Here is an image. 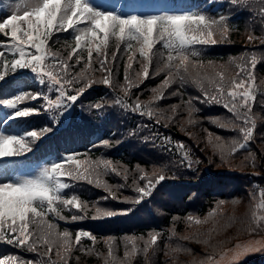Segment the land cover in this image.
Listing matches in <instances>:
<instances>
[{
    "label": "trees",
    "instance_id": "16d2710c",
    "mask_svg": "<svg viewBox=\"0 0 264 264\" xmlns=\"http://www.w3.org/2000/svg\"><path fill=\"white\" fill-rule=\"evenodd\" d=\"M176 2L190 3L184 13H199L207 17L228 18L229 34L227 39L216 35V44H196L193 50L200 53L198 58L203 61L205 69L208 62L212 61L217 67L225 65L229 75L237 71L235 64L230 63L235 58L236 63H241L239 58L248 53H254L258 63L254 71L256 81L254 87L257 92L258 102L253 108V118L257 127L254 129L255 141L251 143V151L256 159H246L248 150H240L233 157L221 159L220 153L215 151L213 144L219 143L215 136L219 135L225 140L238 137L237 132L221 129L218 123L232 118L220 104H205L193 98L202 96V92L191 83V80L181 85L179 80L164 90V97L154 100V88L161 86L167 76V70L162 68L167 57V50L161 44L154 46L156 53L148 65L149 78H143L142 65L147 61L140 56L139 47L133 42L132 49H127L126 43H120L110 38L107 48L106 67L113 70V86L109 87L101 82L107 75L98 71L99 60L104 58L103 53L93 51L91 68L85 72L86 77L96 81L90 87H85L87 80L74 84L69 91L84 87L85 90L75 103L67 110L49 109L47 102L42 98L31 99L30 95L18 102V108L35 109L29 117L18 118L15 126L5 127L4 131L20 133L37 131L39 140L28 138L29 146L33 149L24 158L28 162H39L49 159L51 163L60 161V158L69 154H78L77 159L83 161L111 160L112 165L122 173L128 170V179L123 175L117 176L108 171L103 175V167L98 169L101 173L93 179L106 182L112 189V194L103 187H96L95 183L86 181H71L64 177L65 182L71 187L65 191V196L78 194L88 205L86 212H78L74 208L65 209L62 215L66 220H59L49 214L51 222L57 224L56 232L69 230L73 239L77 231L83 230L96 237L95 243L87 237H82L81 245L90 252L77 251L75 246L69 264H105L104 256L107 254L105 241L114 243L115 255L121 260L124 256V241L129 236H143L148 238L150 231H159L162 238L159 251L152 254L151 250L145 257L142 253L133 258L132 264H198L206 253L218 256L220 251L233 246L238 241L247 238L251 233L247 231L248 221L253 219V212L262 214L264 209L258 208L261 200L259 193L264 190V44L260 37H264V23H261L259 8L264 6L259 0H249L250 9L233 5L230 0H174ZM253 35L258 39L248 40ZM72 30L56 32L48 41L46 47L56 53L58 57L67 59L72 47L75 46ZM90 45L85 41L79 50L82 59L76 64V57L68 61L74 65L71 75H75L85 68L88 61L87 49ZM115 53L116 59L112 60ZM133 59L129 61V57ZM250 61V57H249ZM45 63H51L46 60ZM131 63V67L127 65ZM134 83L142 82L139 87H133L129 95H125L121 86L126 85L125 70ZM203 71V70H202ZM210 71V70H209ZM140 73V76H137ZM15 77L16 79H14ZM70 78V77H69ZM47 79V78H46ZM4 86V95L0 101L15 98L17 94L43 93L55 100L58 93L49 91L48 87L41 85L35 74L30 69H18L16 73L8 72ZM17 81H26V86L17 89ZM2 83V82H0ZM205 88L211 87L205 83ZM177 93L173 95L172 93ZM120 99L125 104L132 105L137 99L143 105L163 109L165 117L172 116V121L162 120L160 124L152 119L142 116L137 112L126 109L115 101ZM192 99V111L189 116L187 101ZM100 105V107H97ZM176 105L175 113L172 106ZM12 111V110H9ZM195 123H188L189 120ZM168 126L165 127L164 124ZM50 131L43 132V129ZM209 133L213 134L212 136ZM165 137L171 139L166 143ZM109 141L104 145L103 141ZM211 141V143L209 142ZM185 147L177 149V144ZM188 158L185 159V153ZM191 163V167L188 164ZM139 166V168L137 167ZM69 167V163H65ZM75 168V165H71ZM143 169L149 177L154 171L163 169L166 179L157 185L151 196L144 198L141 203H135L139 193L135 191L133 179L136 178L140 186L147 181L139 180ZM119 185H126L118 187ZM105 197H107L105 199ZM220 201H224L220 205ZM101 212L98 214L97 209ZM212 209H218L219 215L209 218L206 223L196 225L187 221L188 216L205 220ZM104 211H111L112 216H106ZM82 216V219L71 220V215ZM31 227V226H30ZM215 229V231H212ZM211 232V235L209 233ZM189 237V239H185ZM141 243L142 242H138ZM167 246V247H166ZM190 249L188 251H175V249ZM55 251V250H54ZM167 252V255L165 254ZM97 253H103L98 256ZM16 256L22 260L35 261L37 254L0 241V259ZM207 263V261H205ZM16 264V262H13ZM240 264H264V252L254 253Z\"/></svg>",
    "mask_w": 264,
    "mask_h": 264
},
{
    "label": "snow or ice",
    "instance_id": "6c2138e0",
    "mask_svg": "<svg viewBox=\"0 0 264 264\" xmlns=\"http://www.w3.org/2000/svg\"><path fill=\"white\" fill-rule=\"evenodd\" d=\"M230 2L244 9L252 7L249 0H230ZM259 3L264 5V0H259ZM257 15H259L261 23H264V6L259 8ZM68 30H72L74 33L75 46L72 47L67 59L58 57L50 48L46 50L48 41L56 32ZM217 33L223 39L228 38L227 17L220 16L217 19L199 13L124 16L110 11H99L92 5L91 0H17L12 14L0 21V35L5 37L3 41H0V65L3 67V70L0 71V82H2L0 83V96L4 95L5 84L9 83L6 80L8 72L16 73L18 69H30L41 85H45L49 91H54L58 95L55 100H52L49 96L39 92L17 94L14 99L8 98L0 101V105L5 109L0 113V165H6L7 160L22 157L31 152L33 149L29 146V137L33 140L40 139L35 130L20 133L4 131L5 127L15 126L18 118L29 117L36 111L29 108L21 110L18 108V102L23 100L25 95H30L31 99L42 98L45 100L49 109L63 108L67 110L85 90L84 87L75 88L73 89L75 94H72L69 88L81 80H87L85 87H90L92 83L96 82L86 77L85 72L91 68L93 51L102 54L103 49L107 48L110 38H115L118 42V50L120 43H126L129 50L133 47V41L140 45V56L147 61L142 65L144 79L149 78L148 65L151 64L152 57L156 55L153 51L154 46L161 44L167 50V57L163 67L159 68L156 74L167 70V76L161 86L151 90L155 94L153 99L165 98L164 90L177 80L181 85H184L190 79L191 83L202 92V96L193 99L205 104H220L228 113L232 114V118L225 119L223 122L214 120L213 123H218L221 129L237 132L238 137L225 140L216 135L215 140L219 143L213 144L214 150L220 153L222 160L233 157L240 150H248L249 156L245 158H250L254 163L256 156L251 151L250 145L256 139L254 129L257 127V123L253 118V108L258 102L254 87L256 81L254 71L258 60L254 53L241 56L239 58L241 63H236L234 58L230 63L235 64L237 71L232 75H229V69L225 65L217 67L212 61L208 62L207 69H205L203 61L194 59L198 58L200 53L193 50V46L216 44ZM255 39L258 38L253 35L248 36L250 42ZM259 39L264 44V37ZM85 41L90 45L87 49V64L79 73L71 75L74 65H70L68 61L75 56L76 64L80 63L82 56L79 50ZM9 55L12 57L11 60L7 58ZM103 55L104 58L98 61L100 67L97 70L107 73L101 82L112 87L114 83L113 70L106 67L107 54L103 53ZM49 59L51 63H45ZM115 59L116 55L113 53L112 60ZM132 59L133 57L130 56L129 61ZM130 67L131 63L127 65V68ZM127 68L125 70L126 85L121 86L125 95H129L131 88L139 87L142 82L137 80L134 83L130 80ZM137 76L139 77L140 73H137ZM205 83L211 87V90L205 88ZM25 86L26 81H17V89ZM172 94L176 95L177 93ZM260 95L264 96V93ZM115 103L142 116H147L149 119L156 117L157 124H160L162 120L172 121L173 119L172 116L165 117L163 109L143 105L138 99L132 105L125 104L120 99H117ZM186 103L189 107V116L192 111H198L192 107V99ZM176 107V105L172 106L174 113ZM261 107H264V102H261ZM188 123H195V121L190 119ZM164 126L167 127L168 124L165 123ZM42 131L47 132L50 129L45 128ZM209 135L213 134L209 133ZM165 141L171 143V139L168 137H165ZM209 142L211 143V141ZM102 143L108 145L109 141L105 140ZM261 143H264V137H261ZM176 147L182 149L185 146L181 143ZM77 155L63 156L60 161L40 168L34 175H23L19 179H13L11 173H8L4 179H0V241L14 244L37 254L35 261H26L11 256L0 259V264H13V262L16 264H69L75 246H79L76 248L77 251H92V249L83 248L81 239L87 237L95 243V236L80 230L75 233L73 239V233L69 230L56 232L57 224L48 218L49 214H53L54 217L63 221L67 219L62 215L65 209L74 208L78 212H86L88 209L87 203L78 194H72L70 197L65 196V191L71 185L63 178L68 177L71 181H86L88 184L95 183L96 187H103L105 191L112 194V189L106 182L98 178L93 179L94 176L101 175L98 169L103 167V175H107L109 170L117 176L123 175L125 181L128 179V170L125 169L122 173L112 165L111 160L83 161L77 159ZM187 158L188 153L186 152L185 159ZM65 163H69L68 168L65 167ZM72 164L75 165V168L71 167ZM137 167L139 168V166ZM188 167H191V163L188 164ZM7 171V166L0 168V176H5ZM140 172L142 174L138 179L146 180L147 183L140 186L136 178L133 179L135 191L139 193L135 203H141L144 198L150 197L154 188L166 179L163 169L154 171L152 177H149L143 169H140ZM124 186L126 185L118 187ZM259 194L264 197V190H261ZM112 198L116 199V196L112 194ZM219 203L223 205L225 202L220 201ZM259 207L264 209V203H261ZM100 212L101 210L98 208L97 213ZM103 214L113 215L111 211H104ZM219 214L218 209H212L209 216L203 221L191 215L187 217V221L200 225ZM82 218L76 214L71 215L72 221ZM247 223V231L253 235L264 230V216L257 217L255 212H253V219ZM161 238L162 233L159 231H150L147 239L142 235L126 237L122 260L115 255L114 243L105 241L107 244V254L104 256L105 264H132L134 257L141 253L147 257L150 250L155 255L160 250L158 242ZM185 239H189V237H185ZM138 242H142V246ZM254 243L264 244V241ZM235 248L243 249V251L232 253L229 264H240L241 255L257 250L250 244H238ZM258 250H264V248ZM175 251L191 252L190 249L180 248ZM165 254L167 255V252ZM97 255L103 256L104 254L97 253ZM223 259L224 257H221V260ZM205 261L209 264H220L211 253H206L198 264H205Z\"/></svg>",
    "mask_w": 264,
    "mask_h": 264
},
{
    "label": "rangeland",
    "instance_id": "374dc122",
    "mask_svg": "<svg viewBox=\"0 0 264 264\" xmlns=\"http://www.w3.org/2000/svg\"><path fill=\"white\" fill-rule=\"evenodd\" d=\"M17 0H0V21L4 19L5 17L9 16L13 12V8ZM92 5L99 11H105L109 12L108 7L105 6V1L104 0H91ZM158 0H147L146 2H137L133 0H128V7L126 10L121 11V15L127 16V15H140V16H148V15H164L168 14L167 10L165 9L162 1L160 0V6L157 7ZM132 4H135V6H132ZM171 6V4H170ZM105 7V10H104ZM111 12V11H110ZM116 14L118 12L115 11ZM185 14V13H183ZM171 15V14H169ZM74 34V33H73ZM5 39L4 36L0 35V41H3ZM133 43L140 48V45L133 41ZM9 60H11V55L7 57ZM3 70L2 65H0V71ZM5 111V109L0 105V113ZM9 111V110H8ZM14 161H11L12 164ZM51 161L49 159L42 160V162L37 163V164H24L19 167L18 169H11L10 171L14 172L15 179H19L23 175H34L37 173V171L46 166L50 165ZM4 165H0V167H3ZM18 176V177H16ZM264 203V200H261L258 204ZM259 216H264V212L262 214H257V217ZM259 241H264V230L256 232L255 235L251 234L247 238L242 239L235 243L233 246H229V248H225L224 250L220 251V254L215 257L217 261L220 262V264H229V261L231 260V255L232 253L236 251H243V249H236L235 246L238 244H250L252 248L257 249L253 250L250 252H247L243 255L240 256V262L247 259L249 256L253 255L254 253H263L264 250H258L261 248H264V244L261 243H254V242H259ZM231 250V251H230ZM221 257H224L223 260H221ZM209 264V262L205 263Z\"/></svg>",
    "mask_w": 264,
    "mask_h": 264
}]
</instances>
